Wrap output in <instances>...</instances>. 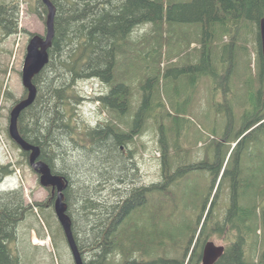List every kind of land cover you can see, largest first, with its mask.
<instances>
[{"label":"rangeland","instance_id":"obj_1","mask_svg":"<svg viewBox=\"0 0 264 264\" xmlns=\"http://www.w3.org/2000/svg\"><path fill=\"white\" fill-rule=\"evenodd\" d=\"M34 8V0L21 1L20 33L5 36L0 31V161L11 163L15 169L13 174L0 182V189L22 185L28 203L44 204V210L35 209L18 226V239L11 248L20 257L21 264H75L54 210L55 201L50 202L52 187L41 184L38 172L22 154L23 150L14 145L8 131L11 109L17 100L25 97L27 91L22 82V70L31 34L45 35L47 30L46 20ZM199 34V24L191 22H167L160 34L155 31L154 25L143 24L131 33L129 42L133 47H124V52L118 55V78L132 90L130 110L124 115L121 127L129 131L128 126L134 122L138 110L148 106L145 103L146 89L147 93L152 91L150 101L153 109L149 111L140 133L133 136L124 148L135 163V172L130 174L126 184H115L114 191L107 190L102 196L108 203H118L122 200V196H117L120 189L128 190L127 194L123 193L126 197L133 187L166 182L163 165L165 150L171 162V173L177 172L174 185L170 192L153 190L145 195L149 203L144 209L143 217L147 213L144 221H141L143 217L137 208L126 222L137 220L139 226H147L150 224L149 215L156 216L157 212H161L157 229L160 231L151 232V237L160 244L154 248L156 255L149 259L156 261L155 264H179L177 262L184 258L189 245L194 253L200 249L196 248L197 242L202 245L213 241L227 249L238 241L239 230H229V227L212 233L206 240L196 241L204 221L201 223L199 219L202 214H208L213 203V217L222 225L232 203L234 178L239 166L242 172L238 178L242 174L252 175L254 169L257 175L254 185L245 188L248 193L240 197L239 202L250 205V200H260V206L246 230L245 248L250 264H264V202L256 199L255 195V186L264 184V126L247 138L243 145H238L237 138L244 114L253 110L254 105L264 103V93L258 92H264V84L257 35L253 29L246 36L244 32L242 37L247 39V45L238 51L235 47L233 50L221 47L230 41L229 35H223V38L221 32L216 35L219 47L215 51L219 52L222 60L219 72L220 75L225 74L218 84L207 73L209 62H204ZM157 39L163 42L161 47H157ZM232 55L233 58L238 55V64L232 67L235 74L229 80L226 73L231 68ZM194 65L200 70H192ZM221 81H224L223 85ZM76 88L83 97L75 114L81 129L95 127L99 122L113 118L111 111L101 109L99 102L93 100L111 90L107 82L96 78L80 80ZM8 92L11 93L9 96ZM161 129L167 136L166 148L162 145ZM69 148L74 149V146ZM217 148L220 150L217 151ZM69 152L72 158L78 155L77 150ZM221 156L223 169L215 185L219 170L217 160H221ZM195 165H199L198 168L191 169ZM90 171L93 173L92 168ZM243 184L238 189L239 194L244 190ZM75 209L73 206L75 219L80 222V215ZM78 231L83 236V228ZM198 252L200 250L192 264H201L197 262ZM89 257L90 253L86 252V258ZM141 257L139 253L138 259ZM115 258L118 261L122 257L116 255Z\"/></svg>","mask_w":264,"mask_h":264},{"label":"trees","instance_id":"obj_2","mask_svg":"<svg viewBox=\"0 0 264 264\" xmlns=\"http://www.w3.org/2000/svg\"><path fill=\"white\" fill-rule=\"evenodd\" d=\"M21 1L23 0H0V31L5 36L20 33ZM34 1V11L47 20L48 8L43 0ZM51 1L56 13L55 35L49 49L50 61L34 78L38 95L34 103L21 113L19 130L28 142L40 147V159L50 165L53 173L63 175L69 181L64 190L65 201L85 264H155L157 262L150 261L149 257L155 254L154 248L160 243L151 237V232L160 231L157 229L161 212H157L156 216L149 215L150 224L147 226H139L137 220L126 222V219L137 208L142 217L144 216L145 206L149 203V200L145 199L147 193L153 190L170 192L177 172L171 173V162L166 151L164 150L163 157L166 182L133 187L126 197L123 193L127 194L128 190L120 189L119 193L116 190L115 194L123 197L118 203H108L102 196L107 190L114 191L115 184H126L130 179V174L135 170V163L127 156L124 148L133 136L140 133L149 111L153 109L150 101L152 91L147 93L146 89L145 103L148 106L138 110L134 122L128 126L129 131L121 127L124 115L130 110L132 90L118 78V55L124 52V47H133L129 37L140 25L150 23L160 34L167 22L196 23L200 27L199 40L203 47V59L207 64L209 62L207 73L220 84V79L225 74L220 75L219 72L222 60L219 52L215 51V48L219 47L216 35L219 32L222 38L223 35H229L230 41L221 47H229L232 50L235 47L238 51L247 45V39L242 37L243 33L246 32V36L253 29L258 40L262 80L264 57L259 26L264 17V0ZM156 41L157 47L163 45L161 39ZM237 57L238 55L233 58L232 55L231 68L227 73L224 71L229 80L235 74ZM192 67V70H200L195 65ZM91 78L100 79L110 85L111 90L108 93L100 94L93 100L99 102L101 109L111 111L113 118L99 122L95 127L81 129L75 114L83 97L76 90V86L80 80ZM223 83L224 81H221V85ZM149 84L152 85V82ZM224 90L226 91L225 87ZM252 91L255 89L252 88ZM258 92L264 93L263 90ZM10 94L7 93L8 96ZM27 94L26 91L25 97ZM263 106L264 103L261 102L254 105L252 113L250 111L244 114L241 130L237 134L238 145H243L247 138H251L257 129L264 126ZM161 130L162 145L166 148L167 136L164 129ZM14 145L19 146L15 141ZM69 146H74V149ZM69 150H77L78 155L72 158ZM219 150L220 148H217V151ZM22 154L29 160L28 152L22 151ZM216 157L219 158L218 154ZM217 163L219 170L215 185L223 169L222 156ZM198 166L195 165L191 169ZM14 172L11 163L4 164L0 161V182ZM240 172L242 169L239 166L234 178L232 203L222 225L213 217V203L207 211L208 214H202L199 219L201 223L204 221L197 241L206 240L212 233L221 232L225 227H229V230H239L238 241L226 249L221 264H250L245 248L246 230L260 206V200H250V205L240 204L239 198L248 193L245 188L251 186L257 177L254 169L251 171L252 175L242 174V177L238 178ZM241 184L245 185L244 190L240 194L239 191L235 193ZM255 187L256 199H262L264 202V184ZM55 198L52 191L50 202L53 203ZM73 206L77 208L75 210L80 215V222L75 219ZM43 208V203H28L22 185L0 189V264H21L20 257L14 254L11 248L18 239V226L28 214H33L35 209L41 212ZM145 217L141 218V221H144ZM82 228L83 236L78 231ZM39 236L42 237L40 233ZM86 252L90 253L89 259L86 258ZM189 252L190 257L186 259ZM139 253L141 259H138ZM192 253L189 245L184 258L177 263L190 264ZM116 255L122 257L121 260L117 261ZM200 255L198 252L199 257Z\"/></svg>","mask_w":264,"mask_h":264},{"label":"water","instance_id":"obj_3","mask_svg":"<svg viewBox=\"0 0 264 264\" xmlns=\"http://www.w3.org/2000/svg\"><path fill=\"white\" fill-rule=\"evenodd\" d=\"M43 2L48 8L46 34H35L28 42L22 70V82L28 94L13 106L10 112L8 131L11 139L14 140L23 151L29 153V163L33 169L38 172L41 184L46 187H52V191L56 195L54 210L64 231V235L71 250L74 262L75 264H85L74 234L72 218L68 213V204L65 201L64 190L67 188L69 181L65 176L53 173L50 165L40 159V147L28 142L21 135L19 130V118L21 113L32 105L37 98L38 88L34 83V78L50 61L49 49L55 35V6L51 0H43ZM259 27L261 36V51L264 57V17L260 20ZM224 251V246L216 245L213 241H208L203 251L202 264H214L218 258L223 255Z\"/></svg>","mask_w":264,"mask_h":264},{"label":"flooded vegetation","instance_id":"obj_4","mask_svg":"<svg viewBox=\"0 0 264 264\" xmlns=\"http://www.w3.org/2000/svg\"><path fill=\"white\" fill-rule=\"evenodd\" d=\"M237 191H238V189L235 190V193H237ZM206 244H207V242H206V243H203L202 245H201V244H198V242H197V246H196V248L199 247L200 249H196V251L192 254V256H191V258H190V260H189V261H190V262H189L190 264H192L193 259H194L195 257H197V254H195V253H197L198 250H200V254H201V255H200V257L198 258V261H197V262H198V263L201 262V264H202V256H203V251H204V248H205ZM200 246H201V247H200ZM225 251H226V249H225ZM225 251H224V253H225ZM224 253H223V255H224ZM223 255H222V256H223ZM222 256H221L220 258H218V260H217L214 264H221L220 261H221ZM200 260H201V261H200Z\"/></svg>","mask_w":264,"mask_h":264},{"label":"bare ground","instance_id":"obj_5","mask_svg":"<svg viewBox=\"0 0 264 264\" xmlns=\"http://www.w3.org/2000/svg\"><path fill=\"white\" fill-rule=\"evenodd\" d=\"M198 232H200V231H198ZM199 235V234H198ZM196 241H197V239H196ZM41 243H43L42 241H40ZM208 242V241H207ZM223 246V245H222ZM194 247V246H193ZM190 251H192L191 249H190ZM190 253L191 252H189V254H188V256L186 257V259H188L189 257H190ZM186 264H187V262H186Z\"/></svg>","mask_w":264,"mask_h":264}]
</instances>
